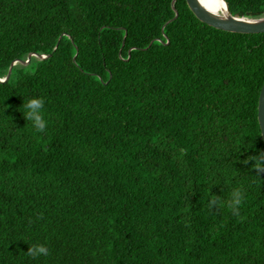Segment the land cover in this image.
I'll return each mask as SVG.
<instances>
[{"label": "trees", "instance_id": "trees-1", "mask_svg": "<svg viewBox=\"0 0 264 264\" xmlns=\"http://www.w3.org/2000/svg\"><path fill=\"white\" fill-rule=\"evenodd\" d=\"M170 4L0 0V78L48 54L0 81V264H264V172L242 163L264 152V32ZM227 5L264 15V0ZM237 186L242 218L208 208Z\"/></svg>", "mask_w": 264, "mask_h": 264}, {"label": "clouds", "instance_id": "clouds-1", "mask_svg": "<svg viewBox=\"0 0 264 264\" xmlns=\"http://www.w3.org/2000/svg\"><path fill=\"white\" fill-rule=\"evenodd\" d=\"M198 3L204 10L215 16H223L228 12L227 0H198ZM44 104L43 97L38 96H30L22 102L24 119L30 122L38 133L45 132L48 126V121L45 119L43 112ZM249 160L253 161L251 167L256 170V175L259 176L261 172H264V152L251 155L242 163L247 164ZM244 201L245 189L242 186H237L231 190L227 200L210 193L207 206L209 209L227 208L233 216L242 218L240 208ZM49 254L48 247L43 243H34L27 248V255L33 258L48 256Z\"/></svg>", "mask_w": 264, "mask_h": 264}, {"label": "water", "instance_id": "water-1", "mask_svg": "<svg viewBox=\"0 0 264 264\" xmlns=\"http://www.w3.org/2000/svg\"><path fill=\"white\" fill-rule=\"evenodd\" d=\"M173 1L171 0V7L173 8ZM188 9L191 13L201 22L212 26L217 29L234 31V32H264V15L257 17H242L232 15L229 10L223 16H215L204 10L198 3V0H184ZM176 12L174 11L173 17H175ZM48 54H36L28 53L24 60H13L3 77L0 81L7 78L10 68L15 63L25 64L28 62L30 56L37 59L44 58ZM256 120L258 123L261 139L264 143V80L260 86L257 103H256Z\"/></svg>", "mask_w": 264, "mask_h": 264}]
</instances>
